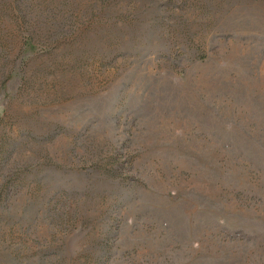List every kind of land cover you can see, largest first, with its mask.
Wrapping results in <instances>:
<instances>
[{"label":"rangeland","instance_id":"374dc122","mask_svg":"<svg viewBox=\"0 0 264 264\" xmlns=\"http://www.w3.org/2000/svg\"><path fill=\"white\" fill-rule=\"evenodd\" d=\"M0 264H264V0H0Z\"/></svg>","mask_w":264,"mask_h":264}]
</instances>
